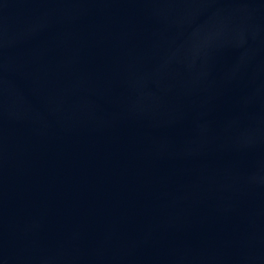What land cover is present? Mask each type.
Returning a JSON list of instances; mask_svg holds the SVG:
<instances>
[{
  "label": "water",
  "instance_id": "obj_1",
  "mask_svg": "<svg viewBox=\"0 0 264 264\" xmlns=\"http://www.w3.org/2000/svg\"><path fill=\"white\" fill-rule=\"evenodd\" d=\"M0 264H264V0H0Z\"/></svg>",
  "mask_w": 264,
  "mask_h": 264
}]
</instances>
